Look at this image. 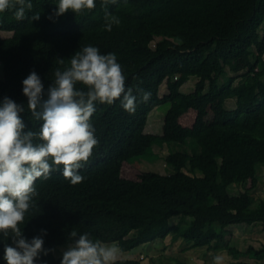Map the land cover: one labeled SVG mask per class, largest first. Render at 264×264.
I'll return each instance as SVG.
<instances>
[{"label": "trees", "instance_id": "trees-1", "mask_svg": "<svg viewBox=\"0 0 264 264\" xmlns=\"http://www.w3.org/2000/svg\"><path fill=\"white\" fill-rule=\"evenodd\" d=\"M31 3L23 21L15 19L14 9L0 13V33L10 34L0 36V102L8 97L24 106L25 131L38 130L42 122L27 110L22 81L35 71L47 90L52 81L45 58L63 70L76 51L102 44L105 54L116 55L125 87L137 97L131 114L119 99L96 103L91 122L99 143L82 162L80 184L66 180L62 166L47 180L35 181L36 206L19 227L29 240L46 230L43 247L53 249L35 264H60L57 248L71 242L72 230L88 232L105 244L115 242L123 253L167 237L192 247L213 236L207 252L264 260V244L242 254L226 231L257 225L264 233V200L255 202L252 196L264 168V33L259 35L264 0H116L106 7L95 0L94 9L52 19L57 0ZM105 11L120 19L111 31L104 27ZM34 14L40 19L32 20ZM241 58L244 72L228 76L230 62ZM57 59H64V65ZM192 77L197 79L193 90L180 92ZM164 81L167 93L160 97ZM137 88L151 94L147 102H141ZM228 100L234 101L233 109L225 108ZM214 103L217 120L205 126ZM164 104L169 107L161 135L144 133L150 112ZM189 110L195 111L194 122L182 127L179 120ZM170 145L188 151H171ZM154 146L168 148L164 162L169 174L140 172L135 180L121 178L125 162L147 158ZM232 188L238 193L231 195ZM5 243L11 241L0 235L1 264Z\"/></svg>", "mask_w": 264, "mask_h": 264}, {"label": "clouds", "instance_id": "clouds-1", "mask_svg": "<svg viewBox=\"0 0 264 264\" xmlns=\"http://www.w3.org/2000/svg\"><path fill=\"white\" fill-rule=\"evenodd\" d=\"M109 3L116 0H102L104 7ZM32 7L31 0H0V13L14 9L18 21H23L26 10ZM95 7V0H57L48 18ZM31 19L39 20L40 15L34 14ZM104 20L106 31L120 23L107 11ZM57 63L64 65L65 60L57 59ZM53 76L47 90L35 71L22 81L27 110L34 120L42 122L36 131H25L20 115L25 110L23 105L8 97L0 102V235L11 241L3 248L5 264H35L41 255L53 251L43 247L46 230L29 240L19 225L36 206L38 178L47 180L57 166H62V176L72 185L84 180L79 169L99 143L91 122L96 103L112 104L119 99L130 114L136 109L137 97L132 88L126 89V77L114 53L101 54L97 47H83L71 56L68 67H57ZM136 91L141 102L150 98L149 92ZM68 239L71 242L62 249L60 264H116L123 254L115 242L105 244L88 232L72 230Z\"/></svg>", "mask_w": 264, "mask_h": 264}, {"label": "rangeland", "instance_id": "rangeland-1", "mask_svg": "<svg viewBox=\"0 0 264 264\" xmlns=\"http://www.w3.org/2000/svg\"><path fill=\"white\" fill-rule=\"evenodd\" d=\"M264 33V25L259 31V35L262 36ZM1 37H9L8 33H0ZM94 47H97L100 50L101 54L104 53L103 45L96 44ZM264 57V55H263ZM45 65L49 73L50 80L54 79V71L56 66L48 59L45 58ZM245 61L243 58L231 61L229 68L226 70L228 76L239 75L244 72ZM226 76V74H225ZM197 81L196 78L192 77L185 83L180 92L187 94L190 93L194 84ZM223 82V79L220 80ZM166 85L165 81L159 87L160 97L165 95ZM169 105L164 104L154 108L147 118V124L144 129V133L161 135V129L163 125L164 116L168 110ZM234 107V101L228 100L225 103V108L230 110ZM195 111L189 110L185 115H183L179 123L182 127L190 128L192 122L194 121ZM218 116V106L216 103L211 104L208 107V114L204 119V125L209 126L216 122ZM169 148L171 151L185 152L188 151L187 147L170 145ZM168 148L164 146L161 149L153 147V153L147 158L141 159H132L128 160L123 164L120 176L121 178L128 180H135L137 175L140 172H152L160 175H167L171 171L169 168H166L164 158L168 155ZM238 190L232 188L230 190L231 195H235ZM252 196L257 202L259 199L264 200V168L259 171V183L256 189L253 191ZM171 222L175 223L176 220L172 219ZM261 226H230L226 229L231 233V238H233L232 244L236 247L238 251L242 254L245 253L249 248L259 249L264 244V233L261 232ZM171 237H167L164 241H157L152 244L142 245L130 252L123 253L117 261L125 260H141V264H213L212 259L217 260L216 264H264L262 258H258L254 255L252 256H239L237 260H234L232 256L227 254L225 251L213 253L207 252L206 249L208 245L212 242L213 236L201 242L199 246L186 247L181 245V241L177 240L172 242ZM67 245L57 248L58 256H61L62 249ZM1 264V262H0Z\"/></svg>", "mask_w": 264, "mask_h": 264}, {"label": "crops", "instance_id": "crops-1", "mask_svg": "<svg viewBox=\"0 0 264 264\" xmlns=\"http://www.w3.org/2000/svg\"><path fill=\"white\" fill-rule=\"evenodd\" d=\"M194 118H195V116H194ZM193 122H194V121H193ZM193 122H192V124H193ZM192 124H191V126H192ZM191 126H190V127H191Z\"/></svg>", "mask_w": 264, "mask_h": 264}]
</instances>
